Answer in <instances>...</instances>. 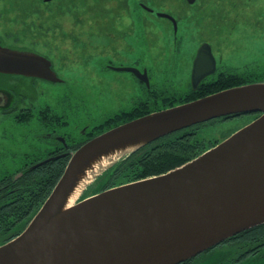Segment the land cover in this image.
Here are the masks:
<instances>
[{
    "label": "water",
    "instance_id": "95a60500",
    "mask_svg": "<svg viewBox=\"0 0 264 264\" xmlns=\"http://www.w3.org/2000/svg\"><path fill=\"white\" fill-rule=\"evenodd\" d=\"M120 70L149 85L147 71ZM215 70L211 46L204 44L194 62V88ZM0 72L62 81L49 59L1 42ZM240 114L259 115L186 164L86 194L104 172L140 148L193 125ZM115 149L125 150L67 206L86 168ZM262 224L264 82H258L146 114L89 140L71 156L26 229L0 245V264H182Z\"/></svg>",
    "mask_w": 264,
    "mask_h": 264
},
{
    "label": "rangeland",
    "instance_id": "374dc122",
    "mask_svg": "<svg viewBox=\"0 0 264 264\" xmlns=\"http://www.w3.org/2000/svg\"><path fill=\"white\" fill-rule=\"evenodd\" d=\"M142 2L154 12L139 5ZM262 4L263 0H197L192 7L186 0H0V41L15 44V49L33 48L50 57L66 80L64 84L35 83L38 87L36 109H43L44 101H48L58 102L56 108L59 110L49 117L44 116L45 113L33 115L34 124L44 126L53 120L58 133L65 136H79L80 130L88 125V128H96L95 137L112 128L113 124L97 128L107 115L129 108L139 95L154 103L156 111L184 103V100H175L162 104L164 95L157 94L163 92L181 97L188 90V62L192 56L185 49L181 54L176 53L172 27L167 19L157 17L156 11L169 13L177 19L188 18L190 12L205 13L209 17L211 25L206 29L205 38L214 44L217 52V64L222 72L220 80L226 72L223 60L234 66L259 64V61L264 65ZM109 61L134 64L137 61L140 68H148L151 90H146L145 85L141 89L131 75L107 69L105 64ZM167 63L176 68L175 76L168 77L170 81L155 73ZM254 68L250 66L247 70ZM243 76L256 78V74ZM226 77L236 80L235 76ZM3 87L7 86L0 83V88ZM0 116L1 141L7 140L2 136L6 134L4 131L16 128L20 133L25 125L17 123L14 126L12 118ZM253 120L251 114L218 120L200 129L198 136L209 142H221ZM41 131L36 133L38 138H41ZM0 147L4 151L0 156L1 173L19 171L26 166L21 159L13 164L14 160L7 155L5 148H14L13 145L0 144Z\"/></svg>",
    "mask_w": 264,
    "mask_h": 264
},
{
    "label": "flooded vegetation",
    "instance_id": "af4514ba",
    "mask_svg": "<svg viewBox=\"0 0 264 264\" xmlns=\"http://www.w3.org/2000/svg\"><path fill=\"white\" fill-rule=\"evenodd\" d=\"M186 1L191 7L195 6L197 3V0H194V2H190L189 0ZM139 5H141L143 8H146L150 12H154V9L145 6L143 2L139 3ZM258 5V7H260L261 4ZM262 5H264V0ZM155 14L159 18L167 19L169 21V24L172 27L173 35L175 37V50L178 51L176 53L181 54L182 52H184L183 49H185V51L188 50V52L192 56L190 61L188 62L187 76L188 80L190 81V87L188 88V90L181 97L175 94L166 95L163 92H157V94H163L164 99H166L168 102H172L175 100H184V103H186L204 97L200 96L194 98L193 92H199L200 88L204 84H207L209 82L214 83L215 81H218L219 74L222 73L219 72V64H217L218 56L217 52H215L216 50L214 48V44L208 42L207 38H205L207 36L206 29L211 25L208 22L209 17L205 13L199 12H190L188 14V18L184 19H177L174 15L160 11H156ZM160 14H167L170 17H162ZM224 39L223 42H225L226 45V38ZM5 42L6 44L4 42H1V44L8 47L12 45L10 48L15 49V47L13 46L15 44H10L7 42V40H5ZM204 44H208L211 46L212 54L216 61V70L214 73L209 74L204 79H202L197 88H194V62L196 60L199 49ZM220 47L221 45L219 46V48ZM32 49L28 48L25 50L35 52L49 59L52 62V69L56 72L57 76L62 81L50 82L48 80L37 77L24 76L19 74H6L0 72V83L5 87L7 86L6 88H8H0V115H4V118H12L14 126L17 123L25 124L22 125L23 129L19 130L20 133H17L16 128H12L9 131H4V133L6 132L7 135L3 134L2 136L3 138H7V140L1 141L0 136V144L8 143L10 145H13L14 148H5L8 151L7 155L10 156V159L14 160L13 164L17 159H21L24 162V165H26L22 166L19 171L8 170L3 173L0 172V243L11 241L15 237H17L19 235L18 230L24 227L23 223L26 221V218L31 216V214L29 213H31L32 211V205L34 202L37 203L36 196L39 197L38 194H34L33 191V181L36 180V176H34V173H36L35 170L38 168V166L48 165L49 163L69 162L71 156L77 149L94 138L93 133L95 132V129L88 128L89 126L86 125V128L80 130L79 136H65L58 133V126L53 120H50V124L47 123L44 126L42 124L40 126L34 124V120H32L33 115L45 113L44 116L49 117L51 113L59 110L58 108H56L59 105L58 102L48 101H44L43 109H36L37 99L35 98L37 97L38 87L35 86V83L37 81H43L49 83L64 84L66 80H64L60 76L58 68L55 67L54 61L50 57L43 55L36 49ZM219 57L221 56L219 55ZM111 62L112 63H110L109 61L105 64V67L107 69L114 73H126V75H131L135 80H137L136 85H139V87L141 86V89H143V86L145 85L146 90H151V71L148 70V68H146L145 66L140 68L139 64H136L139 63L137 61L135 62V64L125 62ZM223 66L226 69V72L223 75L226 76H233L232 74L251 75L252 73L255 74L258 68H264V65H262L261 61H259V64L252 62L250 65L246 64L243 66H234L230 65V62H228L227 60H223ZM250 66H254L255 68L247 70ZM126 67L137 69L142 74L144 73V71H147L149 85H147L145 81L141 80V78L133 72L120 70L121 68ZM155 73L160 77H163L170 81V75L175 76L176 68L172 64L170 65L169 63H167L164 68L158 67L155 70ZM234 79L237 80L236 77ZM252 83L253 82H248L247 84ZM145 101L146 99H144L143 96L139 95L136 99H134L129 108L113 111L114 113L107 115L102 123H104L114 115H129V113H138ZM65 115L67 117H70V115ZM137 116L139 117L140 115ZM141 116H144V114H141ZM1 129L2 126L0 125V131ZM39 130H42L39 134L41 138H38L36 135L37 131ZM75 132L76 129L72 133ZM17 138L19 139L18 141ZM35 141H37V145H35L34 147L33 144ZM17 147H19L18 151ZM2 149L3 148L0 147V156H2L1 153H4ZM93 186L94 185L89 187V192L92 194H94ZM39 190H42V187ZM101 191L103 190H99V192ZM259 226L242 231L182 264H199L206 261L210 264H264V226ZM22 231L23 230H21V232ZM202 258L205 259L201 260L200 262L199 260Z\"/></svg>",
    "mask_w": 264,
    "mask_h": 264
},
{
    "label": "trees",
    "instance_id": "16d2710c",
    "mask_svg": "<svg viewBox=\"0 0 264 264\" xmlns=\"http://www.w3.org/2000/svg\"><path fill=\"white\" fill-rule=\"evenodd\" d=\"M255 74V79H249L247 76L243 75L232 74L237 78V80H233L224 75V78L215 81L214 83L209 82L207 84H204L200 88L199 92H193V97H205L209 94L223 89L239 85H245L248 82H264V69L256 71ZM251 75H253V73ZM148 100L149 99H147L142 104V107L140 108V111L138 113H129V115H114L104 123L100 124L97 128L101 129L112 124V128H115L125 122H129L133 119L138 118L137 115H145L150 112L156 111L153 107L154 103H151ZM164 102L168 101L166 99H163L162 104ZM251 115L254 119L258 116V114ZM236 116L239 115L225 116L201 124L193 125L191 127L162 137L140 148L139 150L122 158L114 166L104 172L93 184V192L98 193L99 190L104 191L112 187L135 182L153 176L162 175L186 164L187 162L195 159L208 149H211L212 147L216 146L220 142L218 140H213L212 142H209L205 138H200L198 136L200 129H202L209 123H213L222 119L233 118ZM67 163L68 162L49 163L48 165L38 166V168L35 170L36 173H34V176H36V180L33 181V191L34 194H38L39 197L36 196L37 203L34 202L32 205V211L31 213H29L31 214V216L26 218V221L23 223L24 227L18 230V234H20L21 230H24L26 228V226L32 220L34 215L43 205L44 201L48 198L53 188L63 175ZM41 187L42 190H39ZM89 191L90 190L88 189L86 193L87 195L90 193ZM263 226L264 225L259 227ZM5 243H0V245H3Z\"/></svg>",
    "mask_w": 264,
    "mask_h": 264
},
{
    "label": "bare ground",
    "instance_id": "6f19581e",
    "mask_svg": "<svg viewBox=\"0 0 264 264\" xmlns=\"http://www.w3.org/2000/svg\"><path fill=\"white\" fill-rule=\"evenodd\" d=\"M124 150L125 149H115L108 154L105 153L102 157L91 163V165L86 168L85 173L81 175L80 180L77 181L74 190L68 198L67 206H71L75 202L76 198L80 195L86 184L90 182L94 175L119 157Z\"/></svg>",
    "mask_w": 264,
    "mask_h": 264
}]
</instances>
